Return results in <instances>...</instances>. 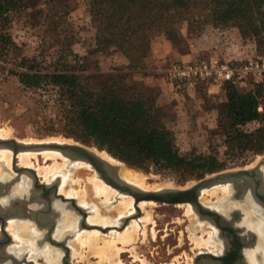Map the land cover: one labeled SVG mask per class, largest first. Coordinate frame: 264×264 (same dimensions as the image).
<instances>
[{"label":"rangeland","instance_id":"374dc122","mask_svg":"<svg viewBox=\"0 0 264 264\" xmlns=\"http://www.w3.org/2000/svg\"><path fill=\"white\" fill-rule=\"evenodd\" d=\"M19 2L20 5L11 12L10 31L22 56L37 61L44 71L66 70L78 74L82 85L96 94L104 93L116 84L132 94L143 93L157 97L162 105L165 118L170 121L176 142L182 152L187 153L194 150L209 153L218 151L223 157L224 136L218 126L217 108L227 101L225 84L222 83L216 87L208 84L176 93L171 91L166 84V70L175 60L217 57L228 61H240L264 57V36L261 39H255L248 28H240L235 21L226 25H217L204 10L192 7L189 10L176 13L167 23L169 25L155 26L148 30L150 35L149 52L146 58L138 63L141 68H133L130 65L132 61L129 56L115 45L107 50H101L99 21L91 13V0H19ZM167 30H174L176 37H167ZM166 42L169 43L168 46L173 47L175 52L188 56L180 57L176 53L166 54L163 51ZM13 68V64L0 60V128H11V135L3 137L16 138L23 142L26 140V142H79L102 155L101 152L105 150H99L90 142H82L66 134L67 102L58 88L53 86L27 88L11 71ZM249 87L239 86V89L243 91ZM54 138L58 139L54 140ZM107 154L109 153L107 152ZM62 157L61 154L59 161ZM102 157L121 168L127 166L143 173L146 181L149 184L157 185L158 189L189 187L200 180L195 178L184 180L182 175L175 171L158 170L154 166L143 168L124 161L121 162L117 158L113 161L107 156L102 155ZM262 158H264V153L254 155L243 165L231 162L224 170L250 168ZM44 160L41 152H38V160H34L35 164L32 168L37 172L38 164L42 166L53 162L49 159ZM7 166V162L0 159V169L3 174V177H0L1 180H7L17 174L13 169V162L12 167ZM78 169L80 170L79 175L73 174L68 178H72V186L86 187L88 191L92 190L93 185L89 183L91 176H96L93 178L94 181L104 182L91 170L89 164L83 162V165L80 164ZM211 175L207 174L205 177ZM38 177L43 183L51 184L59 179L61 184L65 176L60 173L56 174L50 182L44 181L43 174H38ZM73 179H78L77 183L80 184H76V180ZM32 180L31 176L22 173L16 191L22 192L24 189H29L32 186ZM222 185L227 190L220 188L223 187ZM213 189L218 191V195L214 197L208 194V191ZM204 191L201 197L205 195V198H200V200L203 199L204 201L201 202L212 208L220 209L226 204L232 206L237 203L227 199L233 191L230 183L218 184ZM126 195L116 190V196L106 203L102 202L103 195L88 196V202L95 203L104 214L113 217L111 225L113 223L114 225L105 226L110 228L106 232L101 230L102 235L106 238L111 235V230L119 231L120 229L115 226L121 225L122 218L127 217V215L119 217L115 210L116 204L122 202ZM72 196H76L74 198L80 204L81 196L79 194ZM91 203L80 204L87 209L88 216H93L96 213ZM153 203H155L154 206H147L145 209H141L139 206L140 214L135 208L134 212L128 215L136 214L135 217L137 216L136 219L139 220L141 229L138 231L136 241L133 240L128 244L118 243L121 250L118 254V263L110 264H196L195 258L199 252L208 250L217 252L222 247L224 250L226 245L225 240L219 234L220 229L211 221L201 217L193 207L190 208L189 214L187 204ZM148 210L152 216L150 221L146 220ZM62 211V217L56 220L55 227L50 231V234L56 240L65 241L70 250V264H106L103 263V260L99 261L101 255L98 257L99 253L102 254L100 249L104 242L100 239L98 248L96 246L89 247V245L81 246L78 241V236L83 233L79 231L81 216L76 212L65 210V208H62ZM13 218L19 221L17 224L24 221L26 227L34 231L31 237L35 239L39 249L35 255H32L33 251L29 248L24 249L21 241L14 238L10 232L8 220L5 228L11 236V241L6 244V248L20 258V264H64L65 251L49 240L47 224H38L29 217L17 216ZM24 229V234L29 237V234L26 233L28 229ZM45 229L47 233L43 237ZM213 233L215 245L211 243L210 246L195 244L194 237L204 238L203 240L206 241L207 237L213 236ZM1 235L0 224V237ZM248 240V242H253L251 238ZM17 247L23 250L18 251ZM245 247L247 246L245 245ZM134 251L135 253H133ZM80 256L83 258L81 259ZM4 262L14 263L10 259Z\"/></svg>","mask_w":264,"mask_h":264},{"label":"trees","instance_id":"16d2710c","mask_svg":"<svg viewBox=\"0 0 264 264\" xmlns=\"http://www.w3.org/2000/svg\"><path fill=\"white\" fill-rule=\"evenodd\" d=\"M19 5V0H0V60L14 65L11 71L25 87L53 86L63 93L68 136L90 142L131 165L178 172L184 180L202 179L226 169L231 162L243 165L264 153V114L258 109L264 104V80L250 75L245 85L223 83L227 101L217 108L224 136L223 157L218 151L184 153L157 97L132 94L116 84L96 94L82 85L78 74L44 71L37 61L22 56L10 31L11 12ZM90 5L99 21L101 50L115 45L129 56L133 68H141L138 63L149 52L148 30L169 25L176 13L192 7L204 10L217 25L235 21L240 28H248L255 39L264 36V0H91ZM166 36L175 38L176 32L167 30ZM239 86L250 87L242 91Z\"/></svg>","mask_w":264,"mask_h":264},{"label":"water","instance_id":"95a60500","mask_svg":"<svg viewBox=\"0 0 264 264\" xmlns=\"http://www.w3.org/2000/svg\"><path fill=\"white\" fill-rule=\"evenodd\" d=\"M0 147L13 150V169L17 173L7 180L0 179V224L2 233L0 237V264L10 263L4 262L9 261V259L14 262L12 264H20V258L6 248V244L11 241V236L5 226L7 221L13 217H29L38 224H42L39 219H47L46 216L51 214L49 225L52 231L56 220L62 217V208H65V210L76 212L81 216V227L99 228L104 232L110 229L109 227L89 224L87 209L80 205L76 198L66 197L59 192V179L52 184H45L41 182L34 168L18 166V153L27 150H57L70 161H84L90 164L91 170L106 184L120 193L131 195L134 198L139 214L141 211L137 205L142 200H153L157 203L167 204L190 203L201 217L211 221L220 229L219 234L225 240L227 247V250H223L221 254L201 252L195 258L196 264H227L225 260L232 255H235V258H242L241 246L249 238L254 241L258 234V228H254L253 225L251 227L250 224H242L243 220L253 221L260 229L261 224L264 225V218L261 215V203L259 202V200L264 201V158L250 168L223 170L213 173L209 177L198 180L188 188L166 187L158 190H145L121 178L119 175L121 166L110 162L91 147L79 142L36 141L27 143L16 138H0ZM106 170L110 171L113 176L108 174ZM22 173L32 177V186L22 192H17L16 189L20 183ZM222 183H230L233 187V191L227 199L237 202H243L246 199V204H250L248 208L234 207L230 215L226 217L224 213L201 202L200 198L205 189ZM248 196L251 198H248ZM128 222L129 217H125L121 225L115 227L121 230ZM48 238L53 244L64 249L63 263L70 264V250L65 241L51 237L50 230Z\"/></svg>","mask_w":264,"mask_h":264},{"label":"bare ground","instance_id":"6f19581e","mask_svg":"<svg viewBox=\"0 0 264 264\" xmlns=\"http://www.w3.org/2000/svg\"><path fill=\"white\" fill-rule=\"evenodd\" d=\"M10 130H11V128L10 129L9 128H5V127L4 128H0V136H1L0 138H5L3 136L8 137L9 134L11 133ZM55 139H58V138H54V140ZM56 142H60V141H56ZM27 143H30V142H27ZM12 151L13 150H11V149H9L7 147H0V159L4 160L5 162H7V165H8L7 167H12V162H13V158H14V153ZM38 152H41L43 159H45V160L46 159L47 160L48 159L49 160H53V162L50 163V164H47V165L46 164L42 165V166L40 164H38V167H36L38 169L37 173L38 174H43L44 175V181H49V182L53 180V178L56 176V174H59V173L63 174L65 177H64L62 183L59 185V192L62 193V194L66 193L65 194L66 197L74 198L76 196L73 197L72 196L73 194H75V195L79 194L81 196V198H82L81 201H80V204L86 205V204H90L91 203L90 201L88 202V200H87L89 195H91V196L93 194H95L97 196L103 195L102 202H104V203L111 201L112 198H114L116 196V190L113 187L105 184L104 182H100V180L99 181L98 180L94 181L93 178H95L96 176L95 177L91 176V179H90L91 181L89 182V183H92L91 185H93L92 186V190L89 189V191H88L86 189V187L76 188L75 186H72L71 185L72 178L71 179H68V178L70 176L72 177L73 174L79 175L80 170L78 168L80 167V164L83 165L84 161H74V162H81V163H72L71 164V162H73V161H69V159L67 157H65L64 155L61 158V161H59V157L61 156V154H60L61 152H59L57 150H43V151L27 150V151H21L17 155V161H18L17 165L21 166V167H30V168H32L34 166L33 164H35L34 160L35 161L38 160ZM101 154L103 156H107V158L112 159L113 161L115 160V158L111 157L105 151H102ZM86 164H88V163H86ZM106 171H107L108 174L112 175V173L110 171H108V170H106ZM119 175H120L121 178H123L128 183L133 184L135 186H138L140 188H143L145 190H157L159 188L155 184L154 185L153 184H149L146 181L145 176H144L143 173L138 172V171H136V170H134L132 168H128L127 166H123V168H120ZM0 177H3L1 169H0ZM73 180H76L75 181L76 184H80L79 182L77 183V181H79L78 179H73ZM44 183L47 184L46 182H44ZM72 184H74V183H72ZM222 184H225V183H222ZM185 188H188V187H185ZM220 188H222L223 190H227L226 187H224V186L220 187ZM222 189H221V191H222ZM208 194H210V196L214 197L215 195H218V191H217V189H213L211 191H208ZM204 196L201 197V198H205ZM202 200L203 199H201V201ZM153 202H156V201H153V200H142V201L139 202V205H137V206L138 207L140 206L141 209H145V207H147V206H152V205L154 206L155 203H153ZM91 204H93V207H94L96 213L93 216H88L87 215V221H88L89 224H95V225H100V226H104V227L105 226H113L114 225V223H113V225H111V223L113 221V217L112 216H110L108 214H104L95 203H91ZM183 204H187V208H188L187 210L189 211V214H190V211H191L190 208L192 207L190 203H177L175 205H183ZM116 205H117L116 208L115 207L114 208L118 212V216L119 217H122L124 215L125 216L127 215V217H129V222H128V224L126 225V227L123 230H119V231H112L111 230V235L110 236L108 235L109 237L106 238L104 235H102L101 230L99 228H94V227L93 228H88V227L79 228V231L83 232L81 235L78 236V241L81 243V246L89 245V247L96 246L98 248L97 245H98L99 240L101 239L102 242H104V244L102 243L103 245L101 246V249H100L102 254H100V253L98 254V257H99V255H101L100 257L102 259L99 257L100 260L99 259L98 260L99 261L103 260V263H106V264H108V263L109 264L110 263H118V261H117L118 260V254H119V251H121L120 247H118V243L128 244L131 241L135 240L136 237H137L138 231H140L139 229H141L140 228V224H139V220L136 219L137 216L135 217L136 214L128 216L130 213L134 212V210L136 208L135 200H133V197H131L129 195H126L123 198L122 202H120L119 204L117 203ZM141 209L139 208L140 211H141ZM148 211L149 212H147L146 220L150 221V220H152V216H151L150 210H148ZM225 214H228V213H225ZM122 219H124V218H122ZM17 222H19V221L18 220L16 221V219H14V218L9 219L8 227L10 229V232L12 233L14 238H17L18 240L21 241V243L25 247L24 249H26V247H27L31 251H33L32 255L37 254L38 250H39L38 246H37V242H35V239L33 237H31V234L34 231H32L31 229H28V227H26V224H25L24 221H21L20 224H17ZM143 227H146V226H143ZM24 228L28 229V230H26V233L29 234V237L24 234V232H25ZM145 229L143 230L144 233H145ZM29 230H31V233H29ZM214 237L215 236H214V233H213V236L211 237V235H210V237H207L208 239L206 241L203 240L204 238L201 239L200 237L199 238L198 237H194L193 239L195 240V242H196L195 244L196 245L197 244H199V245L201 244V245L205 246L207 244L209 245L210 243L215 245V241L213 240ZM17 248H18L17 249L18 251H22L23 250L20 247H17ZM99 248H100V245H99ZM90 249H92V248H90ZM11 250H13V249H11ZM94 250H95V248L93 249V251ZM79 251H80V249H79ZM133 253H135V251ZM136 253H138V252H136ZM78 254H80V253L78 252ZM254 257H255L256 261H257V259H259V255L257 253L255 254ZM82 258L83 257H81V259ZM144 263H146L145 260H144Z\"/></svg>","mask_w":264,"mask_h":264},{"label":"built area","instance_id":"2783aa9c","mask_svg":"<svg viewBox=\"0 0 264 264\" xmlns=\"http://www.w3.org/2000/svg\"><path fill=\"white\" fill-rule=\"evenodd\" d=\"M252 75L255 80H264V57L232 62L210 57L208 59L175 60L166 70L165 80L171 91L185 92L205 84L224 83L225 81L240 82ZM264 113V105L258 107Z\"/></svg>","mask_w":264,"mask_h":264},{"label":"crops","instance_id":"0c3cea01","mask_svg":"<svg viewBox=\"0 0 264 264\" xmlns=\"http://www.w3.org/2000/svg\"><path fill=\"white\" fill-rule=\"evenodd\" d=\"M169 43L166 42V46L165 48H163L164 52L166 54H174L176 53L177 55H179L180 57H185V56H188V55H183V54H180V53H177L175 52V50L173 49L172 46H168ZM156 51H157V48H155ZM221 83H217V84H210V86H220ZM205 85H208V84H205ZM203 86V85H201ZM200 87V86H199ZM247 201L245 202H240L238 203L237 205H240V207L244 208L246 207V209L248 208V205H250L249 203L246 204ZM242 205V206H241ZM248 224H250V226L252 227V225L254 226V228H258V234L256 235V238L253 242H248L247 243V249H246V254H247V257H248V260L250 261L251 264H264V233L261 232V229L252 221H247ZM249 235V234H248ZM254 249V250H253ZM258 254L259 255V259H257V261L255 260V254ZM254 258V259H253Z\"/></svg>","mask_w":264,"mask_h":264},{"label":"flooded vegetation","instance_id":"af4514ba","mask_svg":"<svg viewBox=\"0 0 264 264\" xmlns=\"http://www.w3.org/2000/svg\"><path fill=\"white\" fill-rule=\"evenodd\" d=\"M248 198H251L250 196H248ZM259 200V199H258ZM245 201H247L246 199H245ZM245 201H243V202H245ZM241 202V201H240ZM240 202H238V203H240ZM242 202V203H243ZM259 202L261 203L260 205H261V215H262V217L264 218V204H262V203H264V201L263 200H259ZM237 203V204H238ZM228 205V204H226V205H224V207H222V208H215L216 210H219L221 213H228V214H225L226 215V217H228L229 215H230V212L232 211V209L234 208V207H238V206H240V205ZM231 206V207H230ZM242 206V205H241ZM46 218L47 219H42L41 218V220L39 219V222H41L42 224L41 225H44V224H47L46 226H47V230H48V232H49V230L51 231V226L49 225L50 224V220H51V214H49V215H47L46 216ZM245 218V217H244ZM247 221H245V220H243V222H242V224H247L248 225V222L246 223ZM262 226H261V232H263L264 233V225L263 224H261ZM40 229V228H39ZM45 229V231H43V237L46 235V233H47V230ZM40 230H42V229H40ZM51 235V234H50ZM247 242L246 243H244L242 246H241V248H240V251H241V255L243 256L242 258H235V255L233 256H230L229 258H227V260H225V262L227 263V264H251L250 263V261L248 260V257H247V254H246V249H247V243H248V239L246 240ZM244 242V241H243ZM247 246V247H245L244 248V246ZM224 246V245H223ZM226 247V246H225ZM224 250H227V247L226 248H224ZM236 250V249H235ZM201 252H210V253H212V254H221L222 252H223V247L219 250V251H217V252H215V251H212V250H208V251H201ZM201 252H199L198 254H200ZM197 254V255H198ZM65 256V255H64Z\"/></svg>","mask_w":264,"mask_h":264}]
</instances>
